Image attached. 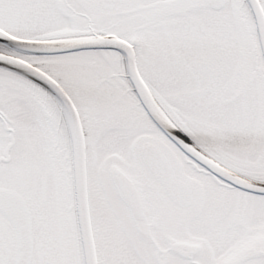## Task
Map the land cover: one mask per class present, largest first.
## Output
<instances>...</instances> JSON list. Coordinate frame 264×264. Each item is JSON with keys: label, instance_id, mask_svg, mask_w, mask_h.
I'll return each instance as SVG.
<instances>
[{"label": "snow or ice", "instance_id": "1", "mask_svg": "<svg viewBox=\"0 0 264 264\" xmlns=\"http://www.w3.org/2000/svg\"><path fill=\"white\" fill-rule=\"evenodd\" d=\"M0 264H264V0H0Z\"/></svg>", "mask_w": 264, "mask_h": 264}]
</instances>
